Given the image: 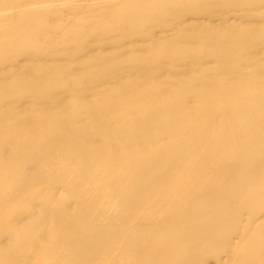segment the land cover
<instances>
[{
  "label": "bare ground",
  "instance_id": "bare-ground-1",
  "mask_svg": "<svg viewBox=\"0 0 264 264\" xmlns=\"http://www.w3.org/2000/svg\"><path fill=\"white\" fill-rule=\"evenodd\" d=\"M0 264H264V0H0Z\"/></svg>",
  "mask_w": 264,
  "mask_h": 264
}]
</instances>
